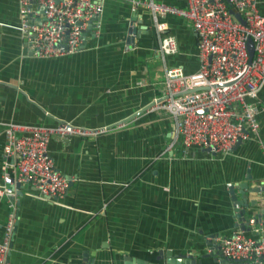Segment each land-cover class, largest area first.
Here are the masks:
<instances>
[{"label":"crops","instance_id":"0c3cea01","mask_svg":"<svg viewBox=\"0 0 264 264\" xmlns=\"http://www.w3.org/2000/svg\"><path fill=\"white\" fill-rule=\"evenodd\" d=\"M155 1L186 6V0ZM130 5L131 0H101L81 33L82 45L38 57L17 27L18 1L0 0V181L2 122L106 127L94 135L50 136L48 153L69 177L68 186L53 199L36 197L30 185L18 186L6 264H171L168 257L180 255L173 264H222L213 256L214 241L206 243L209 235L256 233L257 222L248 229L235 224L229 189L239 196L238 182L249 174L244 192L257 202L247 210L264 207V187L248 190L264 186L257 141L264 144V83L255 98L256 136L222 153L182 146L172 138L171 115L151 105L163 95L166 67H197L196 33L188 18L172 13L155 17L164 25L157 31L146 6ZM258 8L264 12V0ZM159 34L176 41V51L163 58ZM8 211L0 194V239Z\"/></svg>","mask_w":264,"mask_h":264},{"label":"built area","instance_id":"2783aa9c","mask_svg":"<svg viewBox=\"0 0 264 264\" xmlns=\"http://www.w3.org/2000/svg\"><path fill=\"white\" fill-rule=\"evenodd\" d=\"M18 29L34 56L49 57L75 51L86 24L100 11L101 0H17ZM146 6L155 28L163 23L156 16L177 14L191 21L196 33L197 67L164 69L160 98L152 108L167 111L172 119V138L182 146L228 152L236 142L258 133L256 94L264 83V12L258 0H186L185 7L155 0H131L130 9ZM231 9V10H230ZM233 12H238L241 22ZM136 21H132L135 25ZM251 40L252 54L247 50ZM129 46V44L127 45ZM161 58L176 51L171 34H159ZM4 143L1 152L0 194L7 197L9 211L0 239V264H6L15 220V197L20 184L33 189L41 199H53L67 188L69 177L58 171L48 153L52 134L94 135L105 130L84 127L65 120L51 124L5 121L1 123ZM264 155V144L257 138ZM205 150V149H204ZM18 185V186H17ZM254 223L253 216L247 219ZM222 264H264V225L257 223L254 235L237 230L230 235H211ZM213 246L208 249L212 250ZM214 250V249H213Z\"/></svg>","mask_w":264,"mask_h":264},{"label":"water","instance_id":"95a60500","mask_svg":"<svg viewBox=\"0 0 264 264\" xmlns=\"http://www.w3.org/2000/svg\"><path fill=\"white\" fill-rule=\"evenodd\" d=\"M231 10V9H230ZM233 14L235 15V17L237 19H239L241 22H243V19L242 17L240 16V14L238 12H233ZM90 23V22H89ZM88 23V24H89ZM90 26L87 25V27L85 29H87L88 27ZM85 29H83L82 31V35L85 33ZM136 31V28L134 26H130L129 28V33L130 34H133L135 33ZM80 45H82V43H80ZM247 50H248V53H249V56H251L252 54V44H251V40L250 39H247ZM203 149V148H202ZM205 150H208V148H204ZM211 153H214V151H210ZM249 176V174L246 175V178ZM246 178L240 182H238V186L240 187L239 189V196H236L234 194V192L232 191V188L230 187L229 189V193H230V200L232 202V207L234 208L233 210L235 211L234 213V216H236V223L235 224H238L239 223V226L241 228H244L246 227L247 229L249 228L248 227V224H247V217L248 216V208H252L253 207V204L257 202V199H247L246 195H245V192H244V189H247V186H246ZM18 186V185H17ZM264 186H261L259 184H256V185H253L251 187H248V190L249 191H259V190H262ZM17 193H20L19 189H17ZM253 200V201H252ZM260 212L261 213H264V207L260 209ZM260 212H256V213H249L250 214V217L253 216L254 218V222H259L260 221ZM263 225H264V220L260 221ZM211 236V235H209ZM209 239H207V244H210L209 243ZM218 245L216 247H214V250L212 251L213 256L214 258H219L220 257V254H219V250H218ZM211 252V251H210ZM168 254V252H166ZM209 254V253H207ZM185 256H189V255H185ZM126 258H130V256H125ZM181 257H184V255H180V256H177V258H172V257H168L167 261L171 264H173L174 262H178ZM221 262H228V259L224 258V257H221L219 258ZM134 262H136V264H140L139 260L137 259H133ZM181 262V261H180ZM182 263V262H181ZM191 264H194L193 263V259H191L190 261Z\"/></svg>","mask_w":264,"mask_h":264},{"label":"bare ground","instance_id":"6f19581e","mask_svg":"<svg viewBox=\"0 0 264 264\" xmlns=\"http://www.w3.org/2000/svg\"><path fill=\"white\" fill-rule=\"evenodd\" d=\"M169 145V144H168ZM172 146V145H171ZM235 146V145H234ZM191 147V146H190Z\"/></svg>","mask_w":264,"mask_h":264},{"label":"trees","instance_id":"16d2710c","mask_svg":"<svg viewBox=\"0 0 264 264\" xmlns=\"http://www.w3.org/2000/svg\"><path fill=\"white\" fill-rule=\"evenodd\" d=\"M248 216H250V215H248Z\"/></svg>","mask_w":264,"mask_h":264}]
</instances>
